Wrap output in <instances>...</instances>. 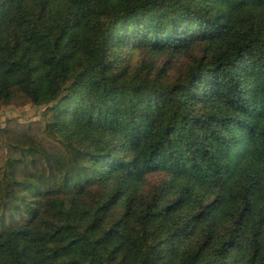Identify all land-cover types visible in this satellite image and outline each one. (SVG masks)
<instances>
[{
	"label": "trees",
	"instance_id": "16d2710c",
	"mask_svg": "<svg viewBox=\"0 0 264 264\" xmlns=\"http://www.w3.org/2000/svg\"><path fill=\"white\" fill-rule=\"evenodd\" d=\"M0 264H264V0H0Z\"/></svg>",
	"mask_w": 264,
	"mask_h": 264
},
{
	"label": "rangeland",
	"instance_id": "374dc122",
	"mask_svg": "<svg viewBox=\"0 0 264 264\" xmlns=\"http://www.w3.org/2000/svg\"><path fill=\"white\" fill-rule=\"evenodd\" d=\"M43 111V107L28 104L25 107H3L0 110V125H4L7 119H19L21 121H34L38 119Z\"/></svg>",
	"mask_w": 264,
	"mask_h": 264
}]
</instances>
